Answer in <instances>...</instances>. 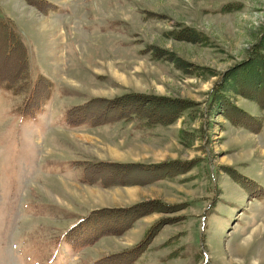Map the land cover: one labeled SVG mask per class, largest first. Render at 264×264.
Here are the masks:
<instances>
[{"label": "rangeland", "instance_id": "1", "mask_svg": "<svg viewBox=\"0 0 264 264\" xmlns=\"http://www.w3.org/2000/svg\"><path fill=\"white\" fill-rule=\"evenodd\" d=\"M50 1L59 8L44 14L25 0H0V17L14 23L27 47L31 78L41 73L53 81L50 98L33 119L19 113L23 93L0 88V264H90L136 245L150 225L168 218L133 264H264V188L261 197L248 194L223 167L264 187V109L255 102L228 92L262 118L259 132L231 125L221 105L194 119L184 111L152 131L138 120L95 126L64 120L70 107L89 97L128 92L185 98L204 110L219 75L191 74L167 54L227 70L259 40L264 0ZM228 2L238 7L222 12ZM182 26L203 38H176L173 31ZM14 59L4 60L0 51V72L10 74ZM181 130L193 132L189 144L186 137L181 141ZM97 160L194 162H177L178 168L152 176L115 167V180L129 183L103 186L82 181L83 163ZM151 200L158 204L142 206L147 213L136 214L120 232L81 247L63 238L92 210ZM163 204L173 209L157 210Z\"/></svg>", "mask_w": 264, "mask_h": 264}, {"label": "trees", "instance_id": "2", "mask_svg": "<svg viewBox=\"0 0 264 264\" xmlns=\"http://www.w3.org/2000/svg\"><path fill=\"white\" fill-rule=\"evenodd\" d=\"M27 3L38 8L42 13L47 14L50 10H56L58 5L50 0H25ZM238 6L232 2H228L221 7V11H229ZM178 39L188 41L201 40L203 34L197 29L190 26H182L180 29L173 31ZM0 51L4 60L14 59L18 63L14 66L10 74L0 72V88L9 90L14 95L24 94V100L19 106V113L25 117L33 119L40 112L50 98L53 90V81L43 75L38 74L35 78L30 76V63L27 47L17 32L13 22L0 17ZM158 54L164 55L162 50ZM168 59L176 61L180 66L186 65V69L191 74L197 76L209 73L213 76L217 73L220 77L217 82L209 89L207 93V102H205L204 110L199 104L189 99L174 98L167 96H159L143 92H128L115 97H89L85 102L70 107L66 113L64 120L69 126H77L88 124L90 126L101 125L105 123H113L116 121L138 120L143 125L162 124L168 125L176 121L181 114H186L194 119L202 116L204 113L209 114L214 106L221 105L220 114L227 119L231 125L242 127L252 132H259L262 127V118L258 115L251 114L238 106L233 100V95H240L250 101L255 102L261 109H264V29L259 40L253 44L248 50L246 56L236 62L233 66L223 72H216L213 69L200 67L198 64H189L184 62L182 58L173 52L167 54ZM2 65H0V69ZM228 92L232 96H229ZM234 93V94H233ZM219 110V109H218ZM206 114V115H207ZM202 130V128H200ZM181 141L187 138L189 144L193 132L181 130ZM204 137V134H203ZM177 162L189 167L194 161H163L159 163H142V162H115L97 160L93 162L83 163L84 174L82 181L88 184L99 182L103 186L128 184L129 182L120 179L116 181L113 172L110 170L119 167L122 174L126 173L128 168L141 169L144 174H158L159 172H169L172 168H178ZM185 167V168H186ZM225 172L231 176L233 181L240 185L245 192L255 197H261L263 186L252 178L238 172L230 166H223ZM105 169L109 173V178L100 176L98 169ZM129 173V172H127ZM150 176V177H151ZM135 182V181H131ZM156 203L153 201L137 202L123 208H101L92 210L87 215L81 217L75 224L70 225L63 232L64 240L73 247H81L97 240L102 234L110 232H120L125 227L132 224V218L136 214L147 213L148 209L142 206H151ZM161 204V203H159ZM184 205V203H182ZM171 206L158 205L157 210H171ZM180 206V205H178ZM142 207V208H140ZM171 207V208H170ZM181 207V206H180ZM140 208V209H139ZM176 208V207H175ZM154 209V208H153ZM138 211V212H136ZM125 217H124V216ZM127 216L131 217L128 218ZM123 217V218H122ZM122 218V219H119ZM170 219H161L150 225L142 239L136 245L124 248L114 253H108L92 260L90 264H107L108 261L114 260L115 264H133L137 256L144 251L146 243L155 234L159 226L170 222ZM120 259V261H119Z\"/></svg>", "mask_w": 264, "mask_h": 264}, {"label": "crops", "instance_id": "3", "mask_svg": "<svg viewBox=\"0 0 264 264\" xmlns=\"http://www.w3.org/2000/svg\"><path fill=\"white\" fill-rule=\"evenodd\" d=\"M250 103H251L253 106L256 105L255 103H252V102H250ZM256 106H257V105H256ZM241 108H242V107H241ZM257 108H258V107H257ZM243 109H244V108H243ZM245 109H246V108H245ZM245 109H244V110H245ZM246 111H247V110H246ZM248 112L251 113V114H253V113L255 114V113H256L255 111L253 112V111H251V110H249ZM156 125H161V124H154V125H149V126H148V125H145V126L143 125V127H146V128H148V129H150V130L152 131L153 128L155 129V126H156ZM164 126H166V125H164ZM151 134H152V132L150 133V135H151ZM155 134H156V133H155ZM140 137L143 138V135H141ZM132 162H139V161H132ZM142 163H143V162H142Z\"/></svg>", "mask_w": 264, "mask_h": 264}]
</instances>
